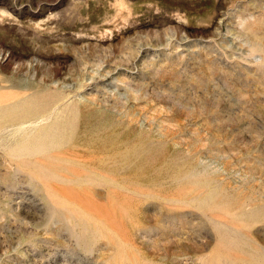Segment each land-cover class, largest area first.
Wrapping results in <instances>:
<instances>
[{
	"label": "rangeland",
	"instance_id": "374dc122",
	"mask_svg": "<svg viewBox=\"0 0 264 264\" xmlns=\"http://www.w3.org/2000/svg\"><path fill=\"white\" fill-rule=\"evenodd\" d=\"M0 264H264V0H0Z\"/></svg>",
	"mask_w": 264,
	"mask_h": 264
}]
</instances>
